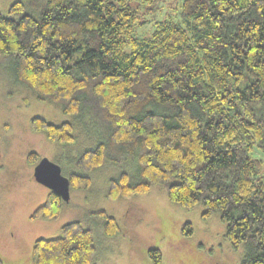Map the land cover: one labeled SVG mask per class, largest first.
<instances>
[{"label":"trees","instance_id":"16d2710c","mask_svg":"<svg viewBox=\"0 0 264 264\" xmlns=\"http://www.w3.org/2000/svg\"><path fill=\"white\" fill-rule=\"evenodd\" d=\"M143 1L13 0L0 10L8 75L96 128V144L66 175L70 188H87L93 171L115 165L107 197L163 186L183 208L201 204L204 219L219 213L224 237L243 248L240 264H264V160L252 152L264 154V0H181L178 19L156 20L139 36ZM30 127L52 142L75 141L68 121L34 116ZM62 204L49 190L30 217L54 220ZM97 213L106 235L119 232L113 216ZM181 231L191 234V223ZM148 256L162 264L158 248ZM95 260L93 234L79 220L32 246V264Z\"/></svg>","mask_w":264,"mask_h":264},{"label":"rangeland","instance_id":"374dc122","mask_svg":"<svg viewBox=\"0 0 264 264\" xmlns=\"http://www.w3.org/2000/svg\"><path fill=\"white\" fill-rule=\"evenodd\" d=\"M12 1L0 0V10L5 13ZM180 1L155 0L150 4L143 1L139 8L144 24L137 29L139 36L152 30L156 20L169 15L178 19L175 6ZM145 8L152 11L144 13ZM4 59L0 55V259L3 264H32L34 241L58 235L61 225L72 220H79L83 227L91 229L96 244L95 264H152L148 256L151 248L161 251L162 264H240L243 248H232L224 237L226 223L219 213L204 219L201 204L183 208L171 202L160 185L130 197H107L108 181L120 170L115 165L105 164L93 171L87 188H70L69 200L63 201L58 218L32 219L31 213L44 202L49 191L33 175L39 159L47 157L59 164L63 175L78 171L73 161L83 150L92 148L99 136L88 120L63 113L60 104L40 100L36 92L16 82L8 75ZM34 116L55 124L72 123L75 141L52 142L44 131H33L30 120ZM31 152L36 153V161L28 159ZM252 152L264 160L259 149ZM261 171L264 174V169ZM100 209L116 219L119 232L104 233L105 219L97 213ZM186 221L193 230L188 235L181 231Z\"/></svg>","mask_w":264,"mask_h":264},{"label":"water","instance_id":"95a60500","mask_svg":"<svg viewBox=\"0 0 264 264\" xmlns=\"http://www.w3.org/2000/svg\"><path fill=\"white\" fill-rule=\"evenodd\" d=\"M33 175L36 181L56 193L62 201H68L70 197V182L66 175L61 173L59 164L47 157H42L35 164Z\"/></svg>","mask_w":264,"mask_h":264},{"label":"flooded vegetation","instance_id":"af4514ba","mask_svg":"<svg viewBox=\"0 0 264 264\" xmlns=\"http://www.w3.org/2000/svg\"><path fill=\"white\" fill-rule=\"evenodd\" d=\"M37 219V218H36Z\"/></svg>","mask_w":264,"mask_h":264}]
</instances>
